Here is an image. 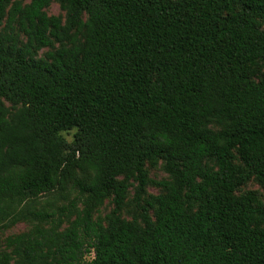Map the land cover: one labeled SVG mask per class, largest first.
<instances>
[{"label":"trees","instance_id":"obj_1","mask_svg":"<svg viewBox=\"0 0 264 264\" xmlns=\"http://www.w3.org/2000/svg\"><path fill=\"white\" fill-rule=\"evenodd\" d=\"M251 181L264 0H0V264H264Z\"/></svg>","mask_w":264,"mask_h":264},{"label":"rangeland","instance_id":"obj_2","mask_svg":"<svg viewBox=\"0 0 264 264\" xmlns=\"http://www.w3.org/2000/svg\"><path fill=\"white\" fill-rule=\"evenodd\" d=\"M24 4H28L31 0H22ZM46 12L49 16H64V13L62 12L60 6L57 3H52L47 9ZM47 50H44L46 52ZM42 54V53H41ZM74 134V131L70 133H64L63 136L71 141L72 136ZM151 178L155 180H161L166 177V174L162 171L161 168L153 169L150 172ZM243 191H257L261 197V199L264 201V191L260 188V186L255 182L251 181L243 188ZM150 193L157 194L159 191L155 189L154 187L149 188ZM113 206L109 201H107L104 206L101 208L100 214L102 216H105L107 213H109L112 210ZM28 226L26 224H18L13 229L9 230L5 235H12L17 234L23 231H26Z\"/></svg>","mask_w":264,"mask_h":264}]
</instances>
